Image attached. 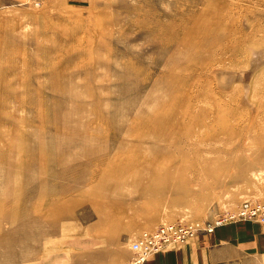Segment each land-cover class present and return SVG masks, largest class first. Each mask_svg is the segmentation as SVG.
Wrapping results in <instances>:
<instances>
[{
    "label": "rangeland",
    "instance_id": "374dc122",
    "mask_svg": "<svg viewBox=\"0 0 264 264\" xmlns=\"http://www.w3.org/2000/svg\"><path fill=\"white\" fill-rule=\"evenodd\" d=\"M249 200L264 0H0V264H128L143 232ZM238 224L263 254L233 240V258L264 264L263 219L220 225ZM214 231L145 264H181L156 260Z\"/></svg>",
    "mask_w": 264,
    "mask_h": 264
},
{
    "label": "crops",
    "instance_id": "0c3cea01",
    "mask_svg": "<svg viewBox=\"0 0 264 264\" xmlns=\"http://www.w3.org/2000/svg\"><path fill=\"white\" fill-rule=\"evenodd\" d=\"M251 225L253 226L250 223L249 226ZM221 226L216 227L213 233H205L198 239L186 244L182 250L176 251L180 253L172 250L168 254L158 255L156 262L160 260L169 262L171 257H180L182 255L181 264H242L240 260L233 258L240 255V250L236 249L231 241L242 237L241 226L244 225ZM248 232L254 234V238L258 235L255 234L256 232L252 228L248 229ZM236 242L240 248L249 253L252 250H258L254 254L258 262L260 261V256L263 254L260 251L261 243L257 247H252L247 238L236 240ZM222 261H225V263H222Z\"/></svg>",
    "mask_w": 264,
    "mask_h": 264
},
{
    "label": "built area",
    "instance_id": "2783aa9c",
    "mask_svg": "<svg viewBox=\"0 0 264 264\" xmlns=\"http://www.w3.org/2000/svg\"><path fill=\"white\" fill-rule=\"evenodd\" d=\"M256 215L264 221V203L245 201L240 211L230 212L228 216L219 218L217 221H206L203 224H188L186 222H173L171 225L161 226L152 232H143L139 237L133 239L131 247L133 254L128 264H145V262L156 252L160 251L169 243L186 241L202 230L213 231L217 225L231 221L232 218L248 217Z\"/></svg>",
    "mask_w": 264,
    "mask_h": 264
},
{
    "label": "bare ground",
    "instance_id": "6f19581e",
    "mask_svg": "<svg viewBox=\"0 0 264 264\" xmlns=\"http://www.w3.org/2000/svg\"><path fill=\"white\" fill-rule=\"evenodd\" d=\"M259 53H261V52H259ZM260 58H262V56H260V54L259 55H255V58H254V60H252L253 61V64H252V68H251V70L249 71L248 70V72H253V70L254 69H256L257 67H256V65H257V62H258V60H260ZM247 74V76L249 77L251 74ZM236 76V75H235ZM246 76V77H247ZM237 77V76H236ZM246 77H245V79L244 80H246ZM247 77V78H248ZM235 78V77H234ZM226 87V86H225ZM238 211H240V208H239V210H237V211H234L233 213H237ZM196 223H200V224H203V223H201V222H196ZM172 223H169V224H165V225H162V226H166V225H171ZM192 224H195V223H192ZM161 227V226H160ZM160 227H158V228H160ZM157 228V229H158ZM156 230V229H155ZM155 230H153V231H155ZM214 231V230H213ZM148 232V231H147ZM150 232H152V231H150ZM210 232H212V231H210ZM194 237V236H193ZM192 237H190V238H188L186 241H176V242H173V243H169V245H171V244H175V243H181V242H187L189 239H191Z\"/></svg>",
    "mask_w": 264,
    "mask_h": 264
}]
</instances>
